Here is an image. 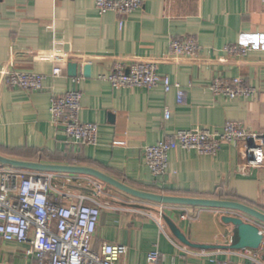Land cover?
<instances>
[{"label":"crops","instance_id":"obj_1","mask_svg":"<svg viewBox=\"0 0 264 264\" xmlns=\"http://www.w3.org/2000/svg\"><path fill=\"white\" fill-rule=\"evenodd\" d=\"M183 37L195 38V56L170 55V42ZM236 44L251 50L246 56L228 55L225 47ZM147 62L181 87L182 104L175 89L114 88L102 79L115 65ZM70 64L76 66L74 75ZM55 68L61 76H52ZM3 69L44 80L43 90L31 93L10 87L0 74V157L91 168L140 192L237 202L264 214V169L242 170L240 150L232 144H221L213 156L171 151L166 174L157 178L143 158L145 147L180 130L221 132L227 122H237L264 135V0H141L140 9L125 17L99 14L94 0H0ZM236 78L255 90L253 97L230 100L210 91L214 80ZM73 90L82 93L78 120L98 126L96 146L74 144L51 122V97ZM67 176L83 183L84 176ZM103 186L99 198L83 187L71 189L101 206L92 248L126 247L118 264H147L155 248L162 264L247 263L244 251L182 245L163 217L191 244L215 247L230 244L233 227L222 222L224 217L254 220L234 211L142 201ZM185 209L194 220L180 219ZM27 247L0 244V264H32L22 256ZM258 253L263 256L264 247Z\"/></svg>","mask_w":264,"mask_h":264},{"label":"built area","instance_id":"obj_2","mask_svg":"<svg viewBox=\"0 0 264 264\" xmlns=\"http://www.w3.org/2000/svg\"><path fill=\"white\" fill-rule=\"evenodd\" d=\"M94 7L101 15L114 13L125 17L140 9L141 0H94ZM198 49L193 37L174 39L169 44V53L175 57H193ZM250 50L243 44L225 47V52L230 56H246ZM0 74L10 87L31 93L43 90V76L5 69ZM61 74L58 68L52 71L53 77ZM102 79L114 88L160 86L165 93L175 89L177 104H182L185 99L181 87L171 84L167 77L159 76L153 62L135 63L128 67L118 64ZM210 91L216 97L230 100L251 98L255 94V90L245 87L239 78L230 81L216 79ZM81 99L82 93L77 90L52 96L49 106L51 122L61 128L74 144L96 146L98 126L78 120ZM164 118L168 120V111H165ZM223 143L239 148L242 170L264 169V135L251 132L237 122H227L221 132L177 131L168 140L144 148V165L152 176L161 177L167 172L171 151L180 149L200 156H213ZM79 180L74 176L24 172L0 166V244L27 245L22 256L31 260L32 264H118L127 248L104 243L99 251L93 250L92 239L101 206L92 197L72 192L71 186L90 189L97 198L105 194V188L102 183L89 177H83V183H79ZM180 219L192 221L194 217L185 209ZM260 234L264 236V227L260 229ZM263 247L264 241L260 249ZM258 252L259 249L244 250L242 256L247 259L245 264H264V255ZM162 261L157 248L147 254V264H162Z\"/></svg>","mask_w":264,"mask_h":264},{"label":"water","instance_id":"obj_3","mask_svg":"<svg viewBox=\"0 0 264 264\" xmlns=\"http://www.w3.org/2000/svg\"><path fill=\"white\" fill-rule=\"evenodd\" d=\"M68 68L70 70V73L74 75L76 66L74 64H70ZM0 166L9 167L24 172L80 175L99 181L100 183H102L107 187H111L119 192H122L138 200L152 202L160 205H173V206H184V207H194V208H211L217 210L234 211L255 221V224H253V223L245 222L240 217H224L222 219V222L226 225H231L233 227L230 244L226 247H215V246H203V245L191 244L180 232V230L168 218L163 217V221L166 224L172 236L179 243H181L182 245L188 248H192L196 250H204V251L206 250L256 251L260 249L264 241V236L260 234V229L264 227V214H261L260 212L237 202L169 197V196L155 195L146 192H140L131 189L125 184L117 180H114L113 178L99 171L85 167L44 165V164H38L32 162L10 160L2 157H0ZM82 190L87 192H92L91 190L86 188H82Z\"/></svg>","mask_w":264,"mask_h":264}]
</instances>
